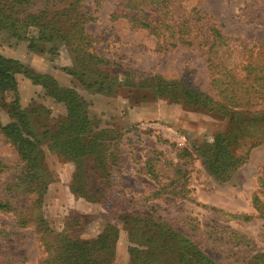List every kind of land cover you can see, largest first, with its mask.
<instances>
[{
    "label": "rangeland",
    "instance_id": "rangeland-1",
    "mask_svg": "<svg viewBox=\"0 0 264 264\" xmlns=\"http://www.w3.org/2000/svg\"><path fill=\"white\" fill-rule=\"evenodd\" d=\"M71 1L65 0L55 8L65 7ZM119 1L85 2L84 8L95 18L87 25L89 34L95 39L94 50L112 61L104 69L119 75L120 81L125 73L136 72L144 78L158 76L166 81L181 80L213 95L202 52L196 47L156 52L155 42L143 31H130L125 20L110 22V14ZM194 7L213 17L228 37L248 46L264 44V0H189L175 8V17L180 19ZM36 35L35 29L29 31V37ZM42 44L44 52L39 53L29 49L28 40L17 41L10 34L0 32V55L18 61L30 72L51 76L62 87L74 88L87 103L98 128L117 132L113 137L117 138L114 143L118 142L121 161L109 184L103 173L104 166L99 167L103 161L108 167V160L103 158L100 164L86 160L87 199L73 190L77 166L45 148L43 161L52 179L41 206H34L36 195L19 196L14 201L21 208H29L32 220L35 218L33 210L37 211L45 224L37 222L21 229L13 213L0 212V252L9 253V261L15 264L41 262L47 257L45 245H55L57 235L65 230L81 239H95L106 229L113 228L117 238L106 264H144L143 254L139 252L147 249L145 246L151 243L148 239L154 232L145 223L134 224L136 217L129 218L131 213L136 214L138 220L145 214L162 217L189 236L217 264H241L256 254H264V221L255 219L245 223L227 216L254 213L251 196L264 166V144L249 152L247 163L227 182L212 177L202 160L195 157L184 166V170H189L187 198L171 193L157 197L154 194L159 185L146 173L147 160L160 153L161 159L181 164L176 157L179 150H194L211 141L215 134L228 127V121L167 99L154 100L147 88L122 87L113 96L89 93L64 70L74 65L65 45L61 41ZM52 48H57V55L53 56ZM16 79L19 102L24 109L51 111L40 119L41 124L52 127L56 119L66 113L65 107L48 97L41 85L21 73ZM0 121L3 124L10 121L7 109L1 105ZM117 134L122 137L119 139ZM246 151L247 147H243L238 153ZM0 161L9 165L17 163L16 151L1 133ZM11 176L0 174V201L6 197L5 189ZM166 183L167 179L161 182L162 185ZM136 248L138 252L133 251ZM2 261L0 257V264Z\"/></svg>",
    "mask_w": 264,
    "mask_h": 264
},
{
    "label": "trees",
    "instance_id": "trees-1",
    "mask_svg": "<svg viewBox=\"0 0 264 264\" xmlns=\"http://www.w3.org/2000/svg\"><path fill=\"white\" fill-rule=\"evenodd\" d=\"M86 1L72 0L67 6L56 9L55 6L65 0H0V32L10 34L17 41L28 40L29 49L39 53L44 52L42 43L61 41L74 61L73 67L64 70L89 93L113 96L122 87L147 88L154 100L167 99L228 121V127L215 134L211 141L194 150H179L176 157L181 164L161 159L160 153L147 160L146 173L159 185L155 196L171 193L187 198L189 170H184V166L195 157L202 160L212 177L229 181L247 163L249 152L264 144V44L248 46L228 37L213 17L197 7L177 19L175 8L189 0H120L110 14V22L125 20L130 31H143L155 42L154 50L158 53L178 47L198 48L210 73L213 95L181 80L144 78L136 72L125 73L120 81L119 75L104 69L112 61L94 50L95 39L87 25L95 18L84 8ZM31 29L36 30V36H28ZM51 53L57 55V48H52ZM20 73L41 85L48 97L65 107L66 113L58 117L52 127L40 123L51 111L24 109L20 105L16 79ZM8 98L9 102L5 103ZM0 105L7 109L10 118L7 124L0 121V133L17 154L16 164L0 161V174H12L6 185V197L0 201V212L13 213L21 229L37 222L45 224L32 207L33 220L29 218L28 207L21 208L14 203L19 196L36 195L34 206H41L52 179L43 161L45 148L77 166L73 186L77 194L86 197L88 193L87 159L100 164L101 159L106 158L108 167L104 161L99 167L104 166L103 173L108 183L112 182V173L121 161L118 142L114 143L117 138L113 137L117 132L98 128L87 103L74 88L62 87L51 76L30 72L18 61L0 55ZM117 137L120 139L122 134ZM243 147H247L246 153L239 154ZM164 179L168 183L162 185ZM251 206L253 214L226 215L245 223L255 219L264 221V166L257 177ZM131 214L129 218L136 217L134 224L145 223L154 232L148 239L151 243L145 246L147 249L139 252L143 254L144 264H217L189 236L162 217L153 213L138 220L136 214ZM116 238L117 231L113 228L106 229L95 239H81L65 230L57 235L55 245H45L47 257L37 264H106ZM0 257H3L1 264H15L9 261V253L0 252ZM248 260L247 264H264V254H256L241 264Z\"/></svg>",
    "mask_w": 264,
    "mask_h": 264
}]
</instances>
